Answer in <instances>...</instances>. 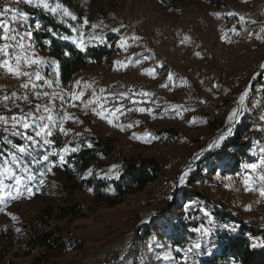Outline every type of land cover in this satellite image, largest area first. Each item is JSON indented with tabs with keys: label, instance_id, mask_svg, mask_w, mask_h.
Masks as SVG:
<instances>
[{
	"label": "rangeland",
	"instance_id": "rangeland-1",
	"mask_svg": "<svg viewBox=\"0 0 264 264\" xmlns=\"http://www.w3.org/2000/svg\"><path fill=\"white\" fill-rule=\"evenodd\" d=\"M15 1L17 2V0ZM81 1L88 4V0ZM220 1L222 2L221 5L212 4L206 0H185L171 5L162 0H127L120 8L112 10L98 22L87 24L83 22L75 31L73 40L78 39L79 33L82 31L86 46L94 43H104L105 38L112 37L113 39L109 45L116 47V39L122 32H127V30L134 37L141 39L140 32L142 30H144V33L158 37L154 31L158 29V26L165 27L168 24H174L178 27H183L195 19H205L208 24L213 20H218L224 26V39H226L224 43L219 42L218 35L211 27L197 35L206 49L213 52V75H215L216 70L221 65H227L231 73L249 72L252 75L260 67H264V36H260V32H264L261 31V29H264V0ZM11 3L9 0H0V11H3L5 7L10 8L13 5ZM47 3L53 7L56 3L61 4L58 0H47ZM19 5L21 10L23 8L25 12L31 15L29 16L30 19H32L34 14L31 11L36 9L48 12L43 8H36L25 3L23 5V2H20ZM256 14L261 17L259 21L254 19ZM56 16L59 20L67 23L72 20L69 17H64L60 10H58ZM241 17L251 21L252 34L249 38H244L242 34L240 23L243 19ZM36 20L40 24L39 19L36 18ZM92 25L97 27L94 29ZM113 29H118V31H113ZM228 31L237 32L238 40H231ZM94 36L103 37V42L90 39ZM258 36L260 39H257ZM148 37L151 38V36ZM159 43L157 52L151 53V63L153 64L154 62V64L160 65L165 69L163 76L168 75L171 70L183 75L184 58L186 59L187 54H190L193 46L188 44L178 47L174 52L169 53V50L165 49V45L161 44L160 41ZM35 52L43 58L46 57L39 45ZM225 57L228 59L225 60ZM112 59L113 56L111 61ZM99 68L102 70L104 66L97 64L90 66L87 68L88 70L83 69L72 80L85 75L84 73L94 74L96 72L99 74L101 71ZM184 76H182L184 80L188 81V83L191 82V78H187V80ZM118 78L121 79L122 77L112 76L110 79L119 81ZM155 82L156 89L159 90L158 87L161 82L160 80ZM190 86H194L192 87L193 92H197V95L204 99L203 106L196 110V114L201 115L200 117L197 115L194 117V115L189 118L176 117L160 120L156 117L147 116L141 119L139 127L136 129L119 131L106 129L107 127L90 118L84 119L81 133L83 138L97 134L105 137L114 145V151L111 154L101 156L90 167L92 175L107 181L117 179L122 169L120 160L123 158L131 160L151 158L157 162L160 168L161 177L157 181L147 184L142 190L131 191L123 196L116 197L117 202L114 206L107 202V199H114L112 194L100 199L95 198L92 192L89 191L90 188L85 186L73 191L62 190L61 185L57 182V171L59 169L49 173L44 183L26 179L22 175H17L11 171L10 173L3 172L4 169H8L6 167L0 169V173H3L0 174V181H3L5 190L15 189L16 180L19 179L21 181L18 198L5 197L4 200L0 201V227L3 226L6 230H12L16 235L15 241L11 246L0 244V264H80L85 258L118 240L126 245L122 251L107 253L104 257L97 259L94 264H127L128 260L130 259L131 261L133 258L136 264H139V259L143 256L148 260H157L161 264L157 258L162 259V263L167 261L169 257L167 255L168 249H173L175 245L172 240L168 239L177 240L179 238V226L184 225L185 228V219L187 223H196L195 227H190V230L197 234L196 237L191 238L196 241V245H200L199 248L195 249L194 255L197 256L201 249L202 251L207 249L208 254L206 256H211L214 248L217 247V244L219 245L217 235L225 227L220 224L218 219V222L214 224L212 218L215 217V214L219 215L221 212L224 217L222 215L219 216L223 217V222L227 220L231 221L230 223L242 221L248 226L264 231V202L258 201L257 197L249 190L253 181L259 182L264 187V181L259 179L261 175H264V169L259 162L255 147L252 146L249 154L251 153L256 159L254 158L251 161L247 159L244 162V165H258L255 171L251 168H246L244 173L240 172L237 175H231L232 173L227 170L225 175H223L221 173L224 168L222 161H216L217 168H213L216 166L212 165L213 160L217 159L218 156L216 154L210 155L221 151L234 141L235 133L229 141L226 140L224 143L222 142L223 144L221 143L222 146L228 143L226 146L220 147V150H213L210 154L205 153L187 171L183 183L184 187L182 186L180 196L175 201V190L178 187V180L183 170L189 166L196 155L211 148L212 142L226 131L227 119L245 87L235 83L220 85L219 91L212 89L200 91L196 89L197 87L193 81ZM156 97L151 98L155 99ZM154 101L156 102V100ZM244 112L242 114L243 118L241 117L240 124L236 129L237 131L242 126L240 129L241 138L238 143H235V147H238L239 143L249 138L246 132L247 124ZM194 122L196 126L192 128L191 125ZM58 124L56 121L55 126ZM249 139L251 141V138ZM235 152H237V149L227 150L220 157L225 161L228 158H233ZM114 165L116 166L115 169H113ZM199 172L202 176L192 180L193 175L197 176ZM246 179L249 183L246 187H243L242 182ZM163 182H167L169 185L167 200L158 206L150 205L149 196ZM187 185L198 191L200 196L194 194L198 196V199L210 204L202 207V209L196 208L197 210H195V214L191 218H187L185 215L183 217L181 212L191 206L192 200L188 198L179 202ZM110 192L113 193L112 190ZM13 194L15 195V192ZM72 200L84 203L87 216L85 218L58 219L56 215L59 212V208L67 205ZM260 206L263 209H260ZM47 207H50L55 215L48 224L40 229L25 230V228H21L23 224H30ZM173 207L177 211H174ZM147 212H149V216L142 223L143 214ZM13 216L16 217L15 220L12 218ZM173 218H175L173 223L175 230L171 234H167L168 229L172 228L171 221ZM198 221L199 225L202 226H198ZM205 229L209 231L205 233ZM43 230L75 238L78 240V244L68 250L54 247L51 244H44L32 252H28L26 250V242L32 239L33 235H38ZM255 240L253 239L252 242ZM174 249L180 251L178 246ZM151 257H154V259ZM189 260H195V258L187 257L185 261L177 259L172 264H183Z\"/></svg>",
	"mask_w": 264,
	"mask_h": 264
},
{
	"label": "bare ground",
	"instance_id": "bare-ground-1",
	"mask_svg": "<svg viewBox=\"0 0 264 264\" xmlns=\"http://www.w3.org/2000/svg\"><path fill=\"white\" fill-rule=\"evenodd\" d=\"M9 2L13 4L10 8H17L20 11L23 10V8L21 10L19 5L23 0H20L19 3L15 0H9ZM22 12L25 11L23 10ZM27 14L31 16L29 13ZM11 16L12 13L8 12L4 16H0V18L1 20H8L10 29L14 27V29L17 30L14 34L17 36V39L12 40V45L7 49V55L0 53V64H2L6 58L13 57H15L16 64L17 58L25 56L30 59L35 56L36 58L42 59L44 63L36 64V67H29L26 61L21 60V71L33 73L31 78L23 76L25 77L23 79H21L20 76L9 73L6 68L0 66V97L4 95L3 101H0V124L1 121H4L5 118L8 117V127L0 129V169L4 167L10 168L12 173L22 175L26 179L31 176V180L44 183L49 173L61 167V155H64L66 158L81 150L83 121L87 118L99 122L100 125L102 124L107 127L106 129L119 131L136 129L139 127L141 119L147 116L156 117L160 120L176 117L189 118L194 115V117H196V110L203 106L204 99L200 95H197V92H193L192 87L194 86H190L192 81L197 87L196 89L200 91L206 89L219 91L220 85L226 84L237 83L245 87L247 85L240 93L234 107V109L239 110V115L231 125L232 134L224 141H229V139L232 138L237 126L240 124L243 111H245L244 114L247 124L246 132L253 131L254 128L259 127V138H261L263 142L258 140L257 134H249V137L251 141L256 143L255 146L259 160H264V67L259 68L260 70L258 69L250 75L249 72L231 73L227 65H221L216 70L215 75H213V52L206 49L200 41V37L197 35L203 30L209 29L208 27H211L216 32V35H218L219 42L224 43L226 40L224 39V26L220 21L213 20L208 24L205 19H195L183 27H178L174 24H168L165 27L158 26V29L154 30L158 37L144 33V30H142L140 32L141 39L134 38V36L129 33L130 31L127 30V32H122V35L120 34L116 39V51L113 54V59L107 65L101 64L104 68H102V70L99 68L101 70H99V74L96 72L94 74L84 73L85 75L77 77L76 80L64 83L61 79L58 64L51 65L47 63L46 57L43 58L35 52L38 47L37 33L39 31L35 30L37 24L36 16L33 14L32 19L29 18L26 25L22 21H12ZM260 18L259 14L254 15V19L256 20L259 21ZM249 20L243 19L240 23L244 38H249L252 34V24ZM25 31H33V36L30 39L25 38L21 41L20 37L24 36ZM228 32H234V34H229L231 40H238L237 38H239V36L237 32ZM3 35V28H0V37ZM10 35H13V32H10ZM148 36H151V38ZM260 36H264V32H260ZM159 41L161 44L165 45V49L167 51L169 50V53L174 52L178 47L180 48L188 44L193 46V50L190 54H187L186 59L184 58L183 73L185 76L183 73V75H181L179 72H172L173 70L169 71V73L167 72L168 75L163 76L165 69L160 65L154 64V62L153 64L151 63V53L154 51L157 52L160 44ZM18 42L22 43L24 47H19ZM121 44L124 46L122 47ZM4 45V40L0 39V48ZM225 58V60L228 59L227 57ZM117 61L121 63L118 64L116 63ZM37 71L42 77L40 80L35 78V73ZM258 71L259 77L258 79H254ZM170 75L172 77L171 80H169ZM109 76H120L122 78H118L119 81H113ZM182 76H184L185 79L191 78V82L188 83ZM158 80L161 82L158 87L159 90L156 89L155 86V81ZM47 81H52L51 85H49ZM76 81H80V84L77 85ZM25 84H27V87H24ZM85 85H90V87H85ZM162 85H166V87H162ZM123 90L125 92L135 91V102H141V107L130 110V103L125 101V98L121 95ZM81 91L84 92L81 99L73 100V103H70L69 94H79ZM142 91L151 93H149V96H143ZM45 93H47V95H45ZM245 93L246 95L244 96L243 103H241L240 98ZM5 97H7V99H5ZM25 97H27V99H25ZM151 97H156L157 99ZM97 98V103L90 104L87 107L85 106L86 101ZM102 100L103 103H108V105L102 104L103 109L99 107ZM154 100H156V102ZM73 104L75 106H72ZM37 106H39V108H37ZM45 108H48L49 111L46 112L44 110ZM141 108L149 111L141 112L139 111ZM93 109H95V111ZM117 109H119V111H117ZM101 111H103L104 118H101L100 115L95 113ZM113 113H115V115H113ZM49 115L52 116L51 121L47 119ZM41 116L44 117V120H40ZM197 116L200 117L201 115ZM13 118H15V121L27 122L32 126L28 129H24L22 123H16L15 127H13ZM109 119L112 120L111 124L108 122ZM56 121L59 123L57 126H55ZM45 123L49 125V129L52 133L51 135L46 134L49 129L41 131L40 125ZM129 125H131V127H129ZM60 126H63L62 128L65 131H61ZM195 126V122L192 123L191 127L194 128ZM229 126L227 119V129ZM37 131H41L40 136L36 135ZM77 133H79V135H77ZM27 137H32V139L29 140ZM45 140H47L48 143H45ZM60 144H62V148H56ZM222 144H220L219 147H211L207 151L204 150L202 153L196 155L189 166L183 170L180 177L193 167L206 152L216 150L220 148ZM65 145L77 147L78 150L75 152L62 153L61 149H63ZM20 148H24L25 151L21 152L19 150ZM45 156H47V160H45ZM7 157H9L8 160H2V158ZM262 165L264 169V164ZM180 177L177 189H181L184 183L180 182ZM258 183L257 181H253L249 190L257 197L258 201L264 202V195H261V192L264 191V187ZM242 184L243 187H246L244 182H242ZM256 188L263 189L259 192H255ZM168 195L169 185L167 182H163L152 195L149 196L148 201L150 205L158 206L167 200ZM190 199L192 200L191 206L182 211L187 218H189L191 213H193V216L195 210L210 205L209 202H203L195 195L191 196ZM261 206L260 209L262 208ZM173 209L177 211L175 207H173ZM148 216L149 212L146 214L144 213L141 222L143 223L146 221ZM212 222L216 224V222H218L217 218L213 217ZM226 232L231 235L237 234L239 232L238 224H233L231 227L226 228ZM256 242L257 240L253 241L252 244H256ZM125 246L124 243L118 240L107 245L106 248L97 253H93L85 258L80 264H94L97 259L104 257L107 253L122 251ZM174 248L171 250L168 249L167 255L169 257L163 264H172V262L177 259L185 261L187 257H197L194 255L195 249H197L196 241H194L191 236H188L186 244L180 249L181 254ZM127 264H136V261L133 258L131 261L129 260Z\"/></svg>",
	"mask_w": 264,
	"mask_h": 264
},
{
	"label": "trees",
	"instance_id": "trees-1",
	"mask_svg": "<svg viewBox=\"0 0 264 264\" xmlns=\"http://www.w3.org/2000/svg\"><path fill=\"white\" fill-rule=\"evenodd\" d=\"M58 1H60L65 8L69 9L77 19L71 20L70 23H62L56 15H52L49 12L37 9L31 12L35 14L41 24L42 30H39L37 33L38 45L46 56L45 59L47 63L51 64V61L55 60L59 66L62 81L68 83L83 69H87L90 66L97 64L110 63L111 57L116 51V47H111L109 45L113 39L112 37L105 38L107 41L105 40L104 43L88 45L86 46L85 51H81L73 42L75 32L72 31V28L77 29L84 20H87L88 23L98 22L107 16L112 10L120 8L127 0H88V4L82 3L81 0ZM162 1L175 5L185 0ZM206 1L216 5L222 4L220 0ZM47 28H52L53 31L57 33V36H52L50 32L45 30ZM62 36H69L72 39L64 40L61 38ZM46 40H50L51 43L45 44ZM240 129L235 132L234 141L221 151L210 155L212 156L216 154V156H218L217 159L213 160V166L217 165L216 161L223 162L224 168L221 171L223 175H225L227 170L232 173L231 175H237L240 172L244 173L246 170L244 167L245 160L249 159L251 161L255 158L251 153L249 154L252 146L256 149V143L254 141L251 142L249 139L250 137L244 142L239 143L238 147L234 146L235 143L240 141ZM258 140L263 142L261 138H258ZM89 144H91V147H88ZM231 149H237V152L233 155L234 157L228 158L225 161L222 160L220 156L223 152L227 150L230 151ZM113 151V143L101 135L96 134L83 138L81 150L72 156H67L65 162L57 171V182L61 185L62 190L68 189L73 191L85 186L91 189L95 198L100 199L112 194L114 195V199H107V202H109L111 206H114L117 202L116 197L123 196L131 191L142 190L147 184L153 183L161 177V171L157 162L151 158H142L138 160L121 159V173L119 177L114 180L107 181L98 178L96 175H92V173L88 174L90 167L97 162L101 156L109 155ZM213 168H217V166ZM200 176L202 175L199 172L197 176L193 175L192 180H196ZM110 190H112L113 193H111ZM194 194L199 195L197 190H194L190 185H187L179 202L190 198V195ZM181 214L183 213L181 212ZM219 215L224 217L222 212ZM219 215L215 214V217L220 221V224L225 227L222 229L221 233L217 235V242L219 245L217 244V247L214 248L211 256H206L208 254L207 249L205 251H202L201 249L195 260H189L187 263L183 264H264V246H261L264 245V231L248 226L242 221V224L240 221L234 222L233 220L232 223H230L231 221L229 220H227L228 223L227 221L223 222V217H220ZM54 216L53 210L50 207H47L42 213L36 216L30 224H23L21 228H25V230L40 229L42 226L48 224ZM56 216L58 219H73L85 218L87 215L84 203L72 200L67 205L60 207ZM176 217L178 218V216ZM183 217H185L184 214ZM175 218L171 221L172 228L168 229L167 234H171L173 230H175V225L173 224ZM179 221L182 222L181 219H179ZM184 221L185 228L184 225L179 226V238L177 240L168 239L172 240L175 247L178 246L179 250L186 244L188 236L196 237L197 235L194 231L190 230V227H195L196 223H187L186 219ZM233 224H238L239 226V232L235 235L226 232V228L231 227ZM0 235L1 245L11 246L15 241V232L12 230H6L3 226L0 227ZM253 239L257 240L256 244H252ZM44 244H51L54 247L68 250L74 248V246L78 244V240L72 237L62 236L61 234L49 230H43L38 235H33L32 239L26 242V250L32 252ZM253 245L256 246L254 247ZM179 254H181L180 251ZM151 258L154 259V257ZM157 259L163 264L162 259ZM138 263L160 264L157 260H148L144 258V256L140 257Z\"/></svg>",
	"mask_w": 264,
	"mask_h": 264
},
{
	"label": "snow or ice",
	"instance_id": "snow-or-ice-1",
	"mask_svg": "<svg viewBox=\"0 0 264 264\" xmlns=\"http://www.w3.org/2000/svg\"><path fill=\"white\" fill-rule=\"evenodd\" d=\"M20 0H17V3H19ZM23 3L25 4H28V5H31L33 7H36V8H43L44 10L50 12L52 15H56L58 10H60L62 12V15L64 17H69L71 18L72 20H76L77 17L75 15L72 14L71 11H69V9L65 8L62 4L60 3H56V5L53 7L51 6L49 3H47V0H23ZM8 12H11L12 13V16H11V20L16 22V21H22L25 25L28 23V20H29V16L27 13L25 12H22L20 10H18L17 8H8V7H5L3 9V11H0V16H4L5 14H7ZM231 14V13H230ZM215 15H219V14H215ZM241 19H243V17H241ZM62 23L65 22V21H61ZM88 21L85 20L84 21V24H87ZM92 27L95 29L97 26L96 25H92ZM0 28H3V32H4V35L2 37H0V39H3L5 41H8V40H16L17 39V36L16 35H10V32H16L17 30L16 29H10L9 27V22L8 20H0ZM35 30H42L41 29V25L40 24H36V28ZM46 31L50 32L52 34V36H57V33L55 31H53L52 28H47L45 29ZM72 31L75 32L77 31L76 28H72ZM113 31H118V29H113ZM261 31H264V29H261ZM18 34V33H17ZM33 36V31H25L24 33V36H21L20 37V40H24L25 38H31ZM83 37H84V33L81 31L79 33V38L78 39H74L73 42L76 44V46L81 50V51H85L86 49V44L84 43V40H83ZM62 39L64 40H68V39H72L71 37L69 36H62L61 37ZM135 38V37H134ZM90 39H94V40H98L100 42H103V37H91ZM257 39H260V37L258 36ZM51 41L50 40H46L45 41V44H50ZM18 46L23 48L24 45L22 43H19L18 42ZM121 46L123 47L124 45L121 44ZM9 45L8 44H5L2 48H0V53H3L4 55H7V49H8ZM67 54V53H65ZM21 60H24L27 62L28 66L31 67L33 64H42L44 63V61L40 58H35V59H30L28 57H19L17 58V61H16V65L15 67L12 66V64L8 61V60H4L2 64H0V66L4 67L7 69V71L13 75H16V76H26V77H29L31 78V76L33 75V73H30V72H27V71H21ZM116 63H121L120 61H117ZM51 64L52 65H56V61L53 60L51 61ZM57 75H58V68H57ZM35 78L37 80H40L42 79L40 73L37 71L35 73ZM172 77L171 75L169 76V80H171ZM47 83L49 85H51L52 81H47ZM76 84L79 85L80 84V81H76ZM24 87H27V84L24 85ZM85 87H90V85H85ZM162 87H166V85H162ZM103 91V90H101ZM45 95H47V93H45ZM84 95V92L81 91L79 94H73L72 95V99L73 100H80L81 97ZM144 95H150L148 93H144ZM246 95V93L244 95L241 96L240 100H241V103H243V100H244V96ZM5 99H7V97H5ZM25 99H27V97H25ZM98 102V98L97 99H94V100H88L85 102V106L87 107L88 105L90 104H94V103H97ZM72 106H75L74 104ZM99 107L101 109H103V105H99ZM37 108H39V106H37ZM46 112L49 111L48 108H45L44 109ZM95 111V109H93ZM117 111H119V109H117ZM139 111L141 112H144V111H149L147 109H144V108H141L139 109ZM97 115H100L101 118H104L103 116V111L101 112H97ZM113 115H115V113H113ZM239 115V110L238 109H233L231 115H229L228 117V122H229V127L227 129L226 132H223L218 138L217 140H214L212 142V145H210V147H219L221 142H223L225 139H227L228 136H230L232 134V128H231V125L233 123V121L235 120V118ZM47 119L49 121L52 120V116L49 115L47 117ZM14 120V124H13V127H15V124L16 123H22L23 125V128L24 129H28L30 128L32 125H30L29 123L27 122H23V121H15V118H13ZM40 120H44V117L41 116L40 117ZM108 122L111 124L112 123V120L109 119ZM129 127H131V125H129ZM40 129L41 131H44L46 129H49V125L48 124H41L40 125ZM41 131H37L36 132V135L37 136H40L41 135ZM61 131H65L63 128H61ZM47 135H51V131L50 129L46 132ZM77 135H79V133H77ZM135 135V134H134ZM29 140L32 139V137H27ZM138 138V137H137ZM45 143H48L47 140H45ZM88 147H91V144L88 145ZM21 152L25 151L24 148H20L19 149ZM77 147H70L69 145H65V147L63 149H61V152L62 153H68V152H75L77 151ZM45 160H47V156H45ZM60 161L61 163L63 164L65 162V157L64 155H61L60 156ZM262 164H264V160L261 161ZM245 168H251L252 170H256L258 165L256 164H246L244 165ZM116 166L114 165L113 166V169H115ZM51 170V169H49ZM112 171V170H110ZM3 172H6V173H10V170L9 169H4ZM0 174H3V173H0ZM88 174H91V169H89V173ZM187 175V172L180 177V182L183 183L184 182V179H185V176ZM32 177L29 176L28 179H31ZM259 179L261 181H264V175H261L259 177ZM244 183L247 185L248 184V180L246 179L244 181ZM21 184V181L19 179L16 180V187L15 189L13 190H5V186L3 184V181H0V201L4 200L5 197H11L12 199H16L18 198V196L20 195V191H19V186ZM89 191H91V189H89ZM13 192H15V195L13 194ZM261 195H264V191L261 192ZM14 220L16 219L15 216L12 217ZM17 231H19V229H17ZM199 231V229H198ZM205 233H207L209 230L208 229H205L204 230ZM254 247L256 245H253ZM261 246H264V245H261ZM197 248L200 247L199 244L196 245Z\"/></svg>",
	"mask_w": 264,
	"mask_h": 264
},
{
	"label": "built area",
	"instance_id": "built-area-1",
	"mask_svg": "<svg viewBox=\"0 0 264 264\" xmlns=\"http://www.w3.org/2000/svg\"><path fill=\"white\" fill-rule=\"evenodd\" d=\"M0 20H1V18H0ZM13 29H14V27H13ZM15 34V32H13V35ZM229 34H234V32H229ZM4 43L5 44H8L9 45V47L12 45V40H8V41H5L4 40ZM36 57L35 56H33V58L32 59H35ZM6 60H8L11 64H12V66L13 67H15V57H13V58H6ZM32 67H36V64H33L32 65ZM261 68V67H260ZM260 70V69H259ZM258 77H259V71H258V73H257V75H256V77L254 78V79H258ZM20 78L21 79H23V78H25V77H23V76H20ZM144 93H151V92H148V91H142V94H143V96H149V95H144ZM121 95H123V98H125V101H128L129 103H130V110L131 109H133V108H136V107H141V102H135V91H133V92H125L124 90L122 91V93H121ZM69 97H70V103H73V99H72V93H70L69 94ZM3 99H4V95H3V97H0V101H3ZM101 104H105V105H108V103H103V100L101 101ZM94 112V111H93ZM95 113H97V112H95ZM8 116H9V110H8ZM4 127H8V117L7 118H5V120L4 121H1V124H0V129H4ZM63 126H60V130H61V128H62ZM247 134L249 135V134H257V136H258V138H259V127H257V128H254L253 129V131H250V132H247ZM3 145H4V143H3ZM2 145V146H3ZM56 148H62V144H60V145H58ZM9 159V157H7V158H2V160H8ZM59 162V161H58ZM259 162H261V160H259ZM263 188H256L255 189V192H259L260 190H262ZM192 214L193 213H191L190 214V218L192 217ZM199 226H202V225H199Z\"/></svg>",
	"mask_w": 264,
	"mask_h": 264
},
{
	"label": "water",
	"instance_id": "water-1",
	"mask_svg": "<svg viewBox=\"0 0 264 264\" xmlns=\"http://www.w3.org/2000/svg\"><path fill=\"white\" fill-rule=\"evenodd\" d=\"M228 143H225L223 146H221V147H224V146H226ZM216 150H220V148H218V149H216ZM213 151H210V152H206L207 154H210V153H212ZM184 187V186H183ZM182 187V188H183ZM182 188L181 189H176L175 190V195H176V198H175V201L178 199V197L180 196V193H181V191H182Z\"/></svg>",
	"mask_w": 264,
	"mask_h": 264
},
{
	"label": "crops",
	"instance_id": "crops-1",
	"mask_svg": "<svg viewBox=\"0 0 264 264\" xmlns=\"http://www.w3.org/2000/svg\"><path fill=\"white\" fill-rule=\"evenodd\" d=\"M206 243V242H205ZM207 244V243H206Z\"/></svg>",
	"mask_w": 264,
	"mask_h": 264
}]
</instances>
